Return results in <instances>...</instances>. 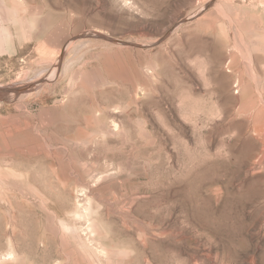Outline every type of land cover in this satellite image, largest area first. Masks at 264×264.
Returning a JSON list of instances; mask_svg holds the SVG:
<instances>
[{
    "label": "rangeland",
    "instance_id": "obj_1",
    "mask_svg": "<svg viewBox=\"0 0 264 264\" xmlns=\"http://www.w3.org/2000/svg\"><path fill=\"white\" fill-rule=\"evenodd\" d=\"M0 264H264V0H0Z\"/></svg>",
    "mask_w": 264,
    "mask_h": 264
}]
</instances>
